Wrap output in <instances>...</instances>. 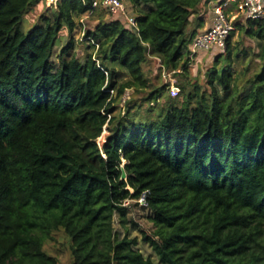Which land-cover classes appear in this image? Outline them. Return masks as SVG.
<instances>
[{"label": "trees", "instance_id": "16d2710c", "mask_svg": "<svg viewBox=\"0 0 264 264\" xmlns=\"http://www.w3.org/2000/svg\"><path fill=\"white\" fill-rule=\"evenodd\" d=\"M92 1L24 31L45 0H0V264H264V17L235 23L257 50L231 31L202 84L189 46L218 0H125L138 30ZM86 12L79 56L61 31ZM163 70L182 77L176 96ZM140 199L157 261L113 225L139 227L124 201Z\"/></svg>", "mask_w": 264, "mask_h": 264}, {"label": "rangeland", "instance_id": "374dc122", "mask_svg": "<svg viewBox=\"0 0 264 264\" xmlns=\"http://www.w3.org/2000/svg\"><path fill=\"white\" fill-rule=\"evenodd\" d=\"M47 2L48 0H45V2L41 4L39 3V5L34 7L30 12H28L25 15L24 19L21 21V28L24 31H28L31 28V26L36 22L39 14L44 9L50 8ZM225 12L227 13L228 20L231 21L232 24L234 25V29L232 30L233 31L232 40L233 41L241 40L243 41L244 45L254 47V49L257 50L255 41L239 33V30L235 23L244 22V17L242 13L240 12V10L237 8L236 3L231 2L230 7L226 8ZM203 15L204 17H203V20H201V22L203 23V25L208 26L210 24L211 17L214 15V9H213L212 4H209L208 7H205ZM105 17L115 18V16L111 14H108V15L105 14ZM198 21L199 19L197 18L195 21L196 23L194 25H196ZM96 22H97L96 15H91L90 12H86L84 15H82L76 20V27L74 28V31L71 35L68 33L66 29H63L61 31L62 42L60 40V43L61 44L65 43L69 39V37L72 36L75 42V51L79 56H82L83 53L85 52V46L87 44V39L85 37V30L87 29V27H89L90 29L93 28ZM122 23H124V21ZM192 27H193V24L190 25V28ZM59 47L56 46L55 48L54 57H53L54 61H56V54L58 53ZM217 53L219 52L216 50L200 51L197 54H195L193 58H191V61L189 63L190 65L189 75H190L191 81L198 80L200 83L202 82L203 84L205 70L211 66L214 56ZM157 67H158V63L156 59H152L151 61L143 65L145 74L149 78L152 85H158V84L164 83V81L162 82L161 77L158 76ZM175 77L176 78H174V76L172 75V78L174 80L175 79L178 80L179 78H182L181 76H175ZM128 93L131 94L132 90L128 91ZM166 94H168L167 89L163 90L161 98H159V102H162L164 100L163 95H166ZM142 95L143 93H134L132 94V98L133 100H137V102H139ZM127 97H128V94H126V96H124L123 99ZM118 106L121 107L122 103H120ZM144 106L146 105L145 104L143 105L142 110L144 109ZM106 131H107V128L104 129L103 133ZM135 202H136L135 200H126L124 201V204L128 205L129 210H130L127 215V218L133 219V221L136 222L139 227L134 226L130 221L125 223L124 225L121 224L118 214L114 215L113 225L120 237L124 236L125 234H128L130 237L137 238L138 240L137 247L142 252V254L145 257H151L154 261H157V258L153 254L150 246L146 242L142 241L141 239L142 234L140 231V230H144L148 234H151L154 230V226L152 222H150L146 218L145 210H143L140 207L142 204H144V201L140 199L138 204H135ZM60 259L63 260V262H65L64 264H69L64 254L60 255Z\"/></svg>", "mask_w": 264, "mask_h": 264}, {"label": "built area", "instance_id": "2783aa9c", "mask_svg": "<svg viewBox=\"0 0 264 264\" xmlns=\"http://www.w3.org/2000/svg\"><path fill=\"white\" fill-rule=\"evenodd\" d=\"M60 0H48L49 7H55ZM235 2L244 19H260L264 17V0H222L213 5L214 15L210 25L201 32H198L192 39L189 49L191 56L200 51L216 50L224 52L225 39L234 29V25L227 18L225 9L230 3ZM92 7L102 6L110 14L121 18L128 28L138 30L137 22L132 13L131 6L125 0H93ZM94 43V41H92ZM96 46L97 44L94 43ZM163 77L168 82L169 91L172 96L179 92L176 80L172 78V72L163 70ZM171 80V81H170ZM173 80V81H172Z\"/></svg>", "mask_w": 264, "mask_h": 264}, {"label": "crops", "instance_id": "0c3cea01", "mask_svg": "<svg viewBox=\"0 0 264 264\" xmlns=\"http://www.w3.org/2000/svg\"><path fill=\"white\" fill-rule=\"evenodd\" d=\"M218 1H222V0H218ZM217 2H215V4H216ZM203 14H202V11H199V14H198V17H200V18H202V20H203V16H202ZM212 18V17H211ZM210 21H211V19H210ZM210 25V24H209ZM208 25V26H209ZM208 26H205V25H203V27L202 28H200V29H198V32H201V31H203L204 29H206ZM204 28V29H203Z\"/></svg>", "mask_w": 264, "mask_h": 264}, {"label": "water", "instance_id": "95a60500", "mask_svg": "<svg viewBox=\"0 0 264 264\" xmlns=\"http://www.w3.org/2000/svg\"><path fill=\"white\" fill-rule=\"evenodd\" d=\"M121 178H125V172L122 173Z\"/></svg>", "mask_w": 264, "mask_h": 264}]
</instances>
